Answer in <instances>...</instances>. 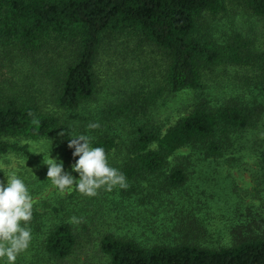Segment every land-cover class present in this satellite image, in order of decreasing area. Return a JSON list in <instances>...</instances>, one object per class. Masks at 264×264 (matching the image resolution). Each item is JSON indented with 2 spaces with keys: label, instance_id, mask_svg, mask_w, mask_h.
Here are the masks:
<instances>
[{
  "label": "trees",
  "instance_id": "trees-1",
  "mask_svg": "<svg viewBox=\"0 0 264 264\" xmlns=\"http://www.w3.org/2000/svg\"><path fill=\"white\" fill-rule=\"evenodd\" d=\"M226 1L0 0V68L22 67L8 83L0 77V161L19 163L14 172L34 201L33 238L16 264H64L93 241L102 264H264V137L254 145L252 190L236 191L223 167L227 156L243 159L248 133L264 129V59L237 31L218 43L200 30L203 14L225 13ZM237 1L264 18V0ZM107 34L126 36L132 53L156 49L159 77L138 79V69L101 85L95 66ZM220 66L254 72L255 81L238 80L260 94L201 97L174 121L153 107L160 93L203 95L205 75ZM70 128L105 149L127 187L43 194L53 186L49 156L65 169L78 159Z\"/></svg>",
  "mask_w": 264,
  "mask_h": 264
},
{
  "label": "rangeland",
  "instance_id": "rangeland-1",
  "mask_svg": "<svg viewBox=\"0 0 264 264\" xmlns=\"http://www.w3.org/2000/svg\"><path fill=\"white\" fill-rule=\"evenodd\" d=\"M226 8L225 13H221L215 17L207 13L203 14L200 19V30L203 33H209L210 37L218 43H221L222 40L237 31L241 36L252 41L249 47L255 48L258 53H261V56L264 59V18L252 15L245 5L239 3L237 0H227ZM126 39V36H118L114 38L112 35L109 36L108 34L104 37V42L95 66L96 74L101 85L107 84L108 86H117L123 82L125 77L133 76L138 69L140 72L141 70L143 71V74L142 72L141 74H135L138 79L148 78L149 75L157 78L159 77V72L157 71L159 65L162 63V61H160L161 54L156 49L149 47V45H144L142 47L144 53H132L131 48L127 49L128 44L126 45L125 42H123ZM136 57H138V59ZM154 59H158V61H153ZM134 66H137V70ZM19 68L22 70V67ZM19 68L16 69L14 66L13 69L8 67L0 68V77L6 80L3 82L8 83L10 75L11 79H15L17 77L15 71H20ZM131 68H135L133 73H131ZM217 71L218 74L215 76L210 73L205 75L204 81L207 84V89L204 90L203 95L200 93L195 94L191 91L176 95L160 93L154 98L155 104L153 107L160 106L161 109L159 111L160 115L163 116V119L165 118L167 121H174V119L190 111L192 103L195 100L198 101L201 97H204L213 103L214 101H217V97L221 94L244 95L249 92L250 95V91H253L251 96L255 95L254 93L260 94L253 86H246L241 83V80H238L239 76L246 75L247 77L244 79L255 81L254 72L251 70L248 72L245 70H239L237 72V69L233 67L224 68V66H220ZM103 88L104 87H102V89ZM249 88H253V90H249ZM112 89L114 92L117 90V87ZM256 99L259 102H262V97L256 96ZM262 124H264V114ZM263 137L264 129H260L259 132L253 131L248 133L246 138L245 136L243 137L245 138L244 141L246 147H248L243 159L236 163L234 161H228L229 157L227 156L228 159L225 158L223 160L225 162L223 167L230 174V177H227V181L229 182V185L232 184V182L236 185V191L252 190V187H254L252 173L259 171L258 154H256L254 147L260 145V141ZM72 164L73 163H70L66 170H70ZM13 165H15V167H12ZM16 165H19V163L13 158H10L8 163L5 162V160L0 161L1 169L10 167L12 169L11 171H16ZM205 167L207 170H211L209 169V165L204 164L202 168L204 169ZM73 175L77 174L73 173ZM221 180L222 175L219 176L217 182H221ZM55 192L57 195H65L69 191L65 190L64 192H60L54 186H50L43 194L46 196L49 195V198H51L55 196L53 195ZM248 200L249 198L246 199L247 202ZM117 225L120 230L130 228L125 224L118 223ZM116 227L117 226H115V228ZM50 262L51 261L47 264H51ZM103 262V255L101 254L99 256L98 250L94 247L93 241L90 245H85L84 249L78 251L76 255L69 257L67 263L65 262L64 264H102ZM21 264L26 263L21 262Z\"/></svg>",
  "mask_w": 264,
  "mask_h": 264
},
{
  "label": "clouds",
  "instance_id": "clouds-1",
  "mask_svg": "<svg viewBox=\"0 0 264 264\" xmlns=\"http://www.w3.org/2000/svg\"><path fill=\"white\" fill-rule=\"evenodd\" d=\"M89 127L98 128L99 125L94 123ZM69 136L67 146L73 150V158L78 157L70 170L65 169L62 160L57 162L50 156L44 162L48 166L47 178L58 191H71L75 187L82 194L95 196L100 189L110 191L117 186L127 187L126 176L110 164L103 147L93 146L91 136L73 134L72 129ZM6 177V182L0 181V264H16L33 238L29 224L34 201L27 184L16 172Z\"/></svg>",
  "mask_w": 264,
  "mask_h": 264
}]
</instances>
